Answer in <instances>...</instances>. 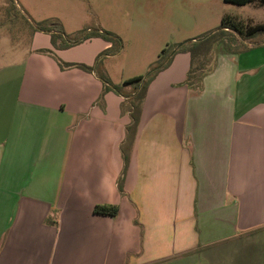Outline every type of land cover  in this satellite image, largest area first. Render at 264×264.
I'll return each instance as SVG.
<instances>
[{
	"label": "crops",
	"instance_id": "obj_1",
	"mask_svg": "<svg viewBox=\"0 0 264 264\" xmlns=\"http://www.w3.org/2000/svg\"><path fill=\"white\" fill-rule=\"evenodd\" d=\"M42 32L0 56V264H229L233 248L264 250L263 38L219 44L200 88L183 83L178 46L130 131L105 72L56 60L93 66L110 44L84 53Z\"/></svg>",
	"mask_w": 264,
	"mask_h": 264
},
{
	"label": "rangeland",
	"instance_id": "obj_2",
	"mask_svg": "<svg viewBox=\"0 0 264 264\" xmlns=\"http://www.w3.org/2000/svg\"><path fill=\"white\" fill-rule=\"evenodd\" d=\"M226 15L244 22L248 16L264 21V7L224 0H0V56L7 60L6 56L25 55L34 33L58 24L63 32L54 39L82 44L78 50L84 53L95 48L87 45L94 37L110 44L100 50L92 67L106 73L108 89L114 90L131 77L147 76L178 46H200L195 42L203 37L210 44L202 57L205 68L214 63L219 44L236 50L246 47L247 37L232 29L222 31L220 22ZM97 32L116 38L109 42L94 35ZM43 34L53 38L48 31ZM256 37L264 39V32ZM126 85L133 88L136 82ZM257 245L245 251L233 248V254L241 258L229 264H264V250Z\"/></svg>",
	"mask_w": 264,
	"mask_h": 264
},
{
	"label": "trees",
	"instance_id": "obj_3",
	"mask_svg": "<svg viewBox=\"0 0 264 264\" xmlns=\"http://www.w3.org/2000/svg\"><path fill=\"white\" fill-rule=\"evenodd\" d=\"M225 2L228 3H233L236 5H245L247 3L251 2H257L261 5H264V0H224ZM221 27L222 31H227L229 29H232L241 35L245 37H250L253 36L259 32H264V23H250V22H244L241 19H238L234 16L226 15L223 16L221 19ZM40 30L48 31L52 35V40L55 41L54 35L56 33H62V28L58 24H53L51 26H43L41 27ZM94 35L96 36H101L105 39H108L109 42L111 39H115L116 37L114 35L111 36V34H106V33H101L97 32ZM113 37V38H112ZM208 38H204L200 40V42H195L199 43L200 46H193L191 44H185L176 49V52L178 51H185L189 52L191 56V61H190V67L187 72L186 78L184 80V84L187 85L188 87L192 88H200L202 85V80L203 77L205 76L206 73L209 72L210 68H205V62L203 61V56L207 53L209 50L210 44L208 43ZM61 44L63 47H68L71 45L76 44V42H70L66 41L63 39L61 41ZM45 52H51L49 50H42ZM172 58V54H170L167 59L164 60L161 64L158 65L155 69L151 71L147 76H142V75H137L134 77H131L127 80L124 81V84H129V83H134L136 82V85L133 87V90L130 93H124L121 90V87H116L115 89L121 93L127 101V106L130 109V115L132 119V124L129 125L128 129L135 130L137 128V125L140 121V114H141V108H142V103L144 101L145 95H146V90L148 87V84L150 81L153 79L155 74L162 68L166 67L168 63L170 62ZM56 60L61 68H66V67H71V66H77L80 67L84 70H90L92 66H88L83 63H75V62H64L58 57H56ZM124 172L125 168H123L122 171V177L120 178V184H119V189L122 191V182L124 180ZM119 206L117 204H96L93 208L94 213L98 214H108L111 216H114L118 213ZM50 221V220H48Z\"/></svg>",
	"mask_w": 264,
	"mask_h": 264
}]
</instances>
